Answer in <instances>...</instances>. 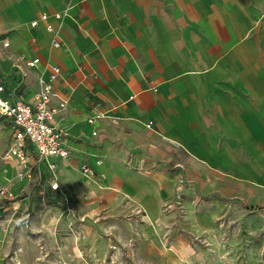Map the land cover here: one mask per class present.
I'll list each match as a JSON object with an SVG mask.
<instances>
[{"label":"crops","instance_id":"obj_1","mask_svg":"<svg viewBox=\"0 0 264 264\" xmlns=\"http://www.w3.org/2000/svg\"><path fill=\"white\" fill-rule=\"evenodd\" d=\"M54 65L50 105L66 103L54 124L68 156L39 158L29 147L33 180H18L22 167L6 155L15 129L3 119L0 187L13 199L0 202V219L16 210L19 186L57 192L52 164L80 211L127 200L145 219L170 223L161 264H264V0H0L8 98L34 104L38 78ZM128 158L137 172L111 164ZM83 165L103 179H85ZM178 190L185 200L162 214Z\"/></svg>","mask_w":264,"mask_h":264},{"label":"rangeland","instance_id":"obj_2","mask_svg":"<svg viewBox=\"0 0 264 264\" xmlns=\"http://www.w3.org/2000/svg\"><path fill=\"white\" fill-rule=\"evenodd\" d=\"M111 164L133 172L139 168L130 158ZM98 174L95 181L103 179ZM59 180L61 192H49L44 183L35 190L21 186L16 190L17 198L11 205L16 210H7L9 216L0 219L3 264L164 263L161 256L172 241L170 223L145 219L127 200L113 207L93 201L80 211V201L73 200V184L62 175ZM183 200L185 194L178 190L162 204L161 213H170ZM199 262H203L201 258Z\"/></svg>","mask_w":264,"mask_h":264},{"label":"built area","instance_id":"obj_3","mask_svg":"<svg viewBox=\"0 0 264 264\" xmlns=\"http://www.w3.org/2000/svg\"><path fill=\"white\" fill-rule=\"evenodd\" d=\"M40 21L46 23V29L53 33V27L47 22L46 14H41ZM37 20L32 21V27L37 25ZM2 47L7 48L8 43L2 41ZM54 49L60 47L56 37L51 41ZM38 59H33L25 63L29 68L36 65ZM59 76V68L51 66L46 77H39L38 92L35 97V103L26 104L21 100L11 101L6 95L4 86L0 80V123L3 119L12 122L14 126L13 141L6 155L8 158L14 159L22 169L16 174L18 180L32 181L33 176L30 169L26 168L27 155L29 147L38 155L39 158L68 156V148L66 144V133L54 124V118L57 114L65 109V101L59 100L56 106H51V100L56 98L53 91V83ZM100 114H93L88 118V122L100 118ZM96 165L100 161L95 162ZM50 173L49 188L52 191L61 192L58 184L55 167L48 165ZM81 175L87 180H95L96 175L92 168L83 165L80 169ZM13 196L5 187H0V202L3 205L10 203Z\"/></svg>","mask_w":264,"mask_h":264},{"label":"bare ground","instance_id":"obj_4","mask_svg":"<svg viewBox=\"0 0 264 264\" xmlns=\"http://www.w3.org/2000/svg\"><path fill=\"white\" fill-rule=\"evenodd\" d=\"M76 239H77V238H76ZM76 249H77V248H76ZM76 249H75V250H76ZM77 250H78V249H77ZM79 254H80V253H79ZM79 254H78V255H79Z\"/></svg>","mask_w":264,"mask_h":264}]
</instances>
